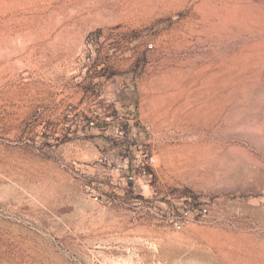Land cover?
<instances>
[{
	"label": "rangeland",
	"instance_id": "obj_1",
	"mask_svg": "<svg viewBox=\"0 0 264 264\" xmlns=\"http://www.w3.org/2000/svg\"><path fill=\"white\" fill-rule=\"evenodd\" d=\"M0 264H264V0H0Z\"/></svg>",
	"mask_w": 264,
	"mask_h": 264
},
{
	"label": "built area",
	"instance_id": "obj_2",
	"mask_svg": "<svg viewBox=\"0 0 264 264\" xmlns=\"http://www.w3.org/2000/svg\"><path fill=\"white\" fill-rule=\"evenodd\" d=\"M92 124L95 122L92 121ZM148 129H150V126H147ZM122 133V132H121ZM136 165L143 171H145L146 166H155L156 164V159L153 154H150L147 151H140V154L137 155L135 159ZM133 176H130V179H132ZM209 214V210L207 207H204L202 209V215L207 216ZM188 219L184 216H179L173 220L174 227L176 230H182L185 224L187 223Z\"/></svg>",
	"mask_w": 264,
	"mask_h": 264
}]
</instances>
